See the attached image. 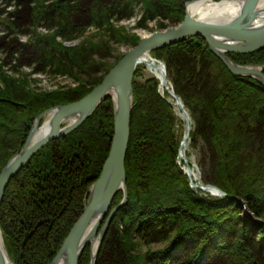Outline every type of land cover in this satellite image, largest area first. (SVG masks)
I'll list each match as a JSON object with an SVG mask.
<instances>
[{"label": "trees", "instance_id": "trees-1", "mask_svg": "<svg viewBox=\"0 0 264 264\" xmlns=\"http://www.w3.org/2000/svg\"><path fill=\"white\" fill-rule=\"evenodd\" d=\"M186 1L0 0V47L20 53L18 62L29 50L49 73L81 77L73 87L33 92L16 62L0 60V171L22 147L38 114L82 98L101 82L121 57L97 70L110 45L139 42L113 22L130 18L139 6V26L156 18V28L165 29L183 19ZM82 12L88 19L78 18ZM37 26L52 31L39 35ZM88 26L97 33L94 40L89 36L64 46L63 41L78 39ZM16 34L30 42L12 39ZM151 54L163 61L167 80L191 118L190 147L197 153L203 181L227 195L200 194L190 185L176 161L180 134L174 101L160 94L155 76L138 80L143 67L137 66L125 157L127 203L111 220L97 264H264V254L248 235L246 216L241 215L242 225L238 217L242 199L253 216L264 220V86L231 73L200 36ZM228 56L240 64L264 63V47ZM112 133L113 108L107 98L78 127L37 151L10 180L0 206V228L15 264L51 262L101 172ZM121 200L118 192L111 209ZM257 225L264 229V223ZM143 243L161 245L154 251L138 250ZM87 263L88 257L81 261Z\"/></svg>", "mask_w": 264, "mask_h": 264}, {"label": "water", "instance_id": "water-1", "mask_svg": "<svg viewBox=\"0 0 264 264\" xmlns=\"http://www.w3.org/2000/svg\"><path fill=\"white\" fill-rule=\"evenodd\" d=\"M240 1L238 11L226 18L219 19V21L189 14L186 6L190 2H187L184 18L180 23L143 37L113 65L101 82L85 96L70 103L50 107L35 117L24 144L11 156L0 171V206L10 180L42 146L78 127L108 96L113 100V134L108 155L103 162L99 176L89 187L81 215L50 264H78L80 254L86 244L95 242V232L100 220L119 190L123 191L122 204L126 202L124 162L129 143L130 116L133 108V75L137 65L141 64L143 59L150 57V52L153 49L189 37L200 36L206 42L209 50L222 61L231 73L254 78L264 85V64H239L228 56L230 52L250 53L264 47V7L258 6L260 0ZM166 82V71L162 65L160 84L166 85ZM170 94L182 110L188 123L182 144L185 146L190 130V120L183 109L180 97L173 91ZM44 116H48V118L39 126V122ZM198 182V187L202 190L221 192L214 184H205L201 180ZM117 208L112 210L111 216ZM106 226L107 222L101 230V236ZM94 257L93 254L92 261ZM0 264H15L4 246L1 229Z\"/></svg>", "mask_w": 264, "mask_h": 264}, {"label": "rangeland", "instance_id": "rangeland-1", "mask_svg": "<svg viewBox=\"0 0 264 264\" xmlns=\"http://www.w3.org/2000/svg\"><path fill=\"white\" fill-rule=\"evenodd\" d=\"M190 1V0H188ZM186 1V2H188ZM192 1H196V0H191L190 2ZM212 1H220V0H212ZM185 2V4H186ZM82 6L85 7V5H87V2L86 3H82L81 4ZM186 9V8H185ZM185 13V11H184ZM86 14L87 13H79V16L78 18L81 19V20H86L88 19V16L86 17ZM195 17H198V16H195ZM184 18V16H183ZM143 20V10L140 9V7H135V11H134V14L128 18V19H122L121 21L119 22H113V25H115V27L117 28H122L125 32L129 33V34H133V35H136L137 37L140 38V40L155 32V31H158V30H163V29H158L156 28L157 26V19L154 18V19H148L146 20L145 22V26L144 27H141L139 26V22H142ZM183 20V19H182ZM181 20V21H182ZM180 21V22H181ZM82 22V21H81ZM166 22H168L167 20L164 21V23L166 24ZM179 22V23H180ZM177 25V24H176ZM171 26H175V25H170L168 27H171ZM167 27V28H168ZM166 29V28H165ZM4 30H1L0 29V36L3 35V32ZM35 31L39 34V35H47L48 33H50L52 30L51 29H48L46 28L45 26H37ZM96 31H94V29L92 27H86L83 35H81L78 39H74V40H66V41H63V44L65 47H73L75 45H78L80 44L81 42H83L84 40H86L87 37L92 38L94 40V37L96 35ZM96 38V37H95ZM12 39H16L18 40L20 43H28L30 42L29 38L26 37L25 35H22V34H16V35H13L12 36ZM59 39V38H58ZM6 40H8V38H6ZM60 40V39H59ZM139 40V41H140ZM9 41L6 42V44L8 43ZM7 45H4V47H0V60L2 59H5V58H8L6 60L10 61V59H12V63L16 62V65H14V67L17 69V71H19V74H24L26 76V86H27V89L29 90H32L33 92H51V91H55V90H58V89H66L68 87H73L75 85H77L79 83L80 80H78L79 78H81L80 76L78 75H63V74H51L48 72V68L44 69L43 65H42V62L40 64H37V61L34 62V54L31 53L29 50H24L22 53H21V56H19V62L17 61L16 57H18V54L17 53H13L11 52V48L8 50V48H6ZM135 46V45H134ZM111 47V51L109 53V55H106L105 57H103L102 59L99 60L100 62V65L96 68L97 70H104L106 69L108 66L112 65L116 58L118 56H123L128 50H130L133 45L131 44H128V45H124L123 43H113L112 45H110ZM154 50V49H153ZM231 53V52H230ZM238 53V52H237ZM104 53H102L101 55H103ZM36 57V56H35ZM120 57V58H121ZM38 59H40V56L38 55L37 57ZM119 58V59H120ZM150 58L156 60V62H158L161 66L163 65L164 68H165V65L163 63L162 60L160 59H157L155 57L152 56L151 52H150ZM93 59L95 60V57H93ZM118 59V60H119ZM117 60V61H118ZM116 61V62H117ZM115 62V63H116ZM11 63V62H10ZM11 63V65H12ZM114 63V64H115ZM37 64V65H36ZM113 64V65H114ZM240 64V63H239ZM248 64H257V65H263L264 63H248ZM113 65L111 66V68L113 67ZM137 66H142V74L141 76L139 77L138 80H142V79H145V78H148V77H153L155 76L152 72H150L145 66L139 64ZM36 67V69H35ZM95 68V67H94ZM110 68V69H111ZM137 68V67H136ZM5 69H8L9 72H11L10 70L12 69L10 67V65H7L5 66ZM38 70H42L41 72H36ZM109 69V70H110ZM108 70V71H109ZM107 71V72H108ZM166 71V69H165ZM135 72H136V69H135ZM135 72H134V75H135ZM263 73H264V70H263ZM100 73H98L99 75ZM106 75V73H105ZM104 75V76H105ZM134 75H133V80H134ZM103 76V77H104ZM156 78H158L157 76H155ZM167 77V76H166ZM160 79V78H158ZM258 81V80H257ZM260 82V81H259ZM261 83V82H260ZM159 84H160V80H159ZM262 84V83H261ZM98 85V84H97ZM263 85V84H262ZM166 86L169 87V91H163L161 92L160 91V88H159V91H160V94L163 96L164 93H167V95L169 96V98L174 101V106H175V114L179 120V122L177 123L178 125L175 126V130L177 131L178 134H180V145H179V151L180 149L183 148V150L185 151V156H186V159L182 160V159H179L180 156H179V152H178V157H177V163L178 165H180L181 169L184 171V173L188 176V179H189V182H190V185L194 188V189H197V190H201L200 194H204V195H210V196H214V197H218V196H226L227 194L222 191L219 187V189L221 190V192H217V191H212V190H202L201 188H199V182L198 180H201L202 182L203 179H202V176H201V173H200V169L198 168V165H197V161H196V151L195 150H191V147H190V137H189V134H190V131L192 129V121H191V118L187 112V110L185 109L182 101V106H183V109L186 111L188 117H189V123H190V130H189V134H188V137H187V140H186V144L185 146L182 145L184 143V137L186 135V132H187V126H188V123H187V120L186 118L183 116L182 114V110L179 108V106L176 104L174 98L171 96V91H173L172 87H171V84L168 82H166ZM264 86V85H263ZM132 88H133V81H132ZM174 92V91H173ZM107 98H110L111 102H112V108H113V100L110 96H108ZM107 98H105L103 101H105ZM102 101V102H103ZM101 102V103H102ZM100 103V104H101ZM56 106V105H55ZM99 106V105H98ZM97 106V107H98ZM54 107V106H53ZM132 112V111H131ZM93 113V112H92ZM131 117V116H130ZM48 116H44L40 122H39V126H41L46 120H47ZM88 118V117H87ZM34 122V121H33ZM130 123H131V118H130ZM33 125V124H32ZM32 128V126H31ZM113 134V133H112ZM57 139V138H56ZM55 140V139H54ZM129 140H130V135H129ZM52 141V140H51ZM50 142V141H49ZM46 145V144H45ZM44 145V146H45ZM43 147V146H42ZM41 147V148H42ZM40 148V149H41ZM128 148V147H127ZM39 149V150H40ZM38 150V151H39ZM127 152V151H126ZM126 157V155H125ZM27 164V163H26ZM25 164V165H26ZM24 165V166H25ZM124 165H125V162H124ZM23 166V167H24ZM22 167V168H23ZM21 168V169H22ZM20 169V170H21ZM19 170V171H20ZM18 171V172H19ZM191 171V172H189ZM17 172V173H18ZM15 176V175H14ZM13 176V177H14ZM193 183V184H191ZM205 183V182H204ZM205 184H212V183H205ZM91 186V185H90ZM7 188V187H6ZM127 188V187H126ZM6 190V189H5ZM89 192V189L85 192L83 198H84V201L86 203V195L88 194ZM118 192H122V200H123V191L122 190H119ZM117 192V193H118ZM5 193V192H4ZM199 194V195H200ZM116 196V195H115ZM4 197V195H3ZM127 197H128V194H127ZM114 199V198H113ZM3 200V199H2ZM122 200L121 202L114 208L111 209V206H112V203L110 205V207L108 208L107 212L104 214V216L102 217V219L100 220V223L96 229V232H95V236H96V244L93 245V244H86V246L84 247L83 251L81 252L80 254V257H79V260H78V264H81V261L85 258L88 257V263L87 264H97V260H98V256H99V252H100V249H101V246L103 244V241L105 239V236H106V233H107V230H108V227L111 223V220L112 218L114 217L115 213L117 212V210L120 208V207H123L126 203H127V198H126V202L124 204H122ZM113 202V201H112ZM239 202V207L242 209V213H240V215L238 216L240 219L243 215L246 216V221L247 223L250 225V230L251 232L248 234L250 235V237H254V243L256 244V247L258 248V250H260L263 254H264V229L260 228L257 223L261 222V223H264V220L261 218V217H256V216H253L247 209H246V205H245V202L244 200L240 199L238 200ZM2 203V202H1ZM84 203V205H85ZM118 207V208H117ZM84 208V206H83ZM83 208L80 212V214L77 216L76 220L79 218V216L81 215L82 211H83ZM116 209V211L113 213V215L111 216V213H112V210L113 209ZM242 215V216H241ZM111 216V217H110ZM76 220L74 221V223L76 222ZM107 222V226H106V229L103 233V235L101 236V230L103 228V226L105 225V223ZM74 223L72 224V226L74 225ZM240 224L242 225V219L240 220ZM72 226L70 227V229L68 230V233L66 235V237L68 236L70 230L72 229ZM1 229V228H0ZM1 235H2V232H1ZM65 237V238H66ZM64 238V240H65ZM3 239V237H2ZM63 240V242H64ZM133 242H136L135 239H132ZM140 242V240H138ZM62 242V243H63ZM3 243H4V240H3ZM62 245V244H61ZM60 245V246H61ZM161 245V244H160ZM160 245L158 243H147V244H142L140 246V248H138V250H142V251H148L149 249L150 250H156L157 248L160 247ZM5 246V244H4ZM93 247H96V249L93 251ZM60 248V247H59ZM59 250V249H58ZM58 252V251H57ZM56 252V254H57ZM55 254V255H56ZM93 254L95 255L93 261H92V257H93ZM136 252H133L132 250V255L136 256L135 255ZM55 257V256H54ZM53 257V258H54ZM11 258V257H10ZM52 258V260H53ZM12 259V258H11ZM13 260V259H12ZM51 260V262H52ZM14 262V261H13ZM50 262V263H51ZM15 263V262H14ZM49 263V264H50Z\"/></svg>", "mask_w": 264, "mask_h": 264}, {"label": "bare ground", "instance_id": "bare-ground-1", "mask_svg": "<svg viewBox=\"0 0 264 264\" xmlns=\"http://www.w3.org/2000/svg\"><path fill=\"white\" fill-rule=\"evenodd\" d=\"M240 4H241L240 0H220L218 2L212 0H196L187 4V6L185 4V6L187 7L188 13L193 16H198L199 18H208L211 19L212 21H219V19L226 18L227 16L238 11V9L240 8ZM258 6L263 8L264 0H260L258 2ZM141 65L145 66L150 72H152L155 76L160 78L161 65L158 62H156V60L147 57L143 59ZM169 89L170 88L167 87L166 85L160 84L161 92L163 91L167 92L169 91ZM179 156H180L179 159L182 160L186 159L185 151L183 150V148L180 149ZM95 244L96 242L93 243V245ZM95 249L96 247H93V251Z\"/></svg>", "mask_w": 264, "mask_h": 264}]
</instances>
